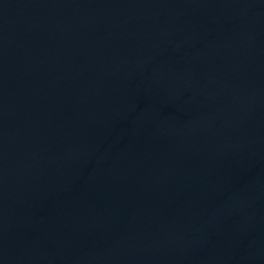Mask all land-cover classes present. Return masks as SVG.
<instances>
[{"label": "water", "instance_id": "95a60500", "mask_svg": "<svg viewBox=\"0 0 264 264\" xmlns=\"http://www.w3.org/2000/svg\"><path fill=\"white\" fill-rule=\"evenodd\" d=\"M0 264H264V0H0Z\"/></svg>", "mask_w": 264, "mask_h": 264}]
</instances>
